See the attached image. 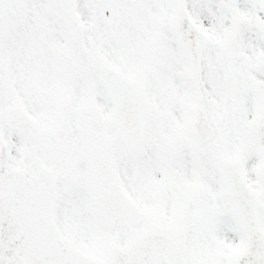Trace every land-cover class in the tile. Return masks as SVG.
Instances as JSON below:
<instances>
[{"label": "snow or ice", "instance_id": "1", "mask_svg": "<svg viewBox=\"0 0 264 264\" xmlns=\"http://www.w3.org/2000/svg\"><path fill=\"white\" fill-rule=\"evenodd\" d=\"M0 264H264V0H0Z\"/></svg>", "mask_w": 264, "mask_h": 264}]
</instances>
